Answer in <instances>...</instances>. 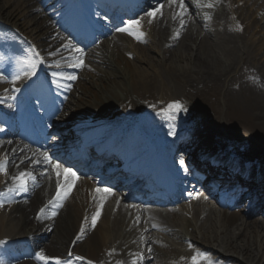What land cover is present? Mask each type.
I'll return each instance as SVG.
<instances>
[{"label": "bare ground", "instance_id": "1", "mask_svg": "<svg viewBox=\"0 0 264 264\" xmlns=\"http://www.w3.org/2000/svg\"><path fill=\"white\" fill-rule=\"evenodd\" d=\"M18 1L0 0V28L10 25L14 33L19 32L36 46L34 48L44 59L40 64L41 74L35 82L41 86L54 79L52 72L58 71L55 65L60 64L62 58H58L61 53L54 50L61 51L62 45L72 40L67 37L57 42L62 37H55L49 25L50 18L42 13L51 0H24L21 5ZM167 1L153 0L147 5L154 8L158 2L164 4L163 15L156 18L161 34L155 35L146 25L142 27L146 32L142 44L116 37L119 32H115L107 39L92 40L87 45H91L88 49L87 46L82 48L85 66L68 68L67 74L69 70L81 72H71L77 79L67 80L66 85L70 87L64 86L55 92L56 103L62 101L63 109L52 108L48 114L52 119L47 120L45 126L59 123L64 119L62 113H66L80 124L78 131L87 130L89 139L110 157L114 156L112 150L117 147L143 148L151 141L142 131L148 127L157 137L171 139L177 147L184 142L183 133L179 132L183 130L193 136L192 145L196 151H199V141L205 139L215 146L234 149L245 157L264 159V41L260 40L255 48L248 43L250 33L264 36V19L262 23H254L249 8L246 9L249 4L264 11V0H221L210 20L200 15L194 0H185L188 13L183 17V28L180 17L172 18L179 11L178 5H172V8L165 5ZM64 5L61 16L71 21V4L64 0ZM237 25L242 30H237ZM176 31L180 33L178 39L173 38ZM14 33H9L10 44L0 37V45L10 47L15 55L16 65L8 71L11 80L20 70V62L28 58V48L21 39L19 43ZM107 34L103 33L99 38ZM156 37V43L147 46ZM17 85L18 81L9 83L11 88ZM51 88L58 87L51 84ZM33 100L41 108L46 105L41 93L35 94ZM173 101H179L187 111L176 113V118L161 114V110ZM16 107L12 99L2 95L0 120L3 121ZM54 111L61 115L55 116L52 114ZM84 123L88 127H83ZM220 123L223 132H220ZM46 129L50 132L48 127ZM12 132L18 136L11 138L7 147L4 159L7 161V175L0 178V191L19 171H32L37 179L35 184L29 182L27 192L10 194L12 202H6L0 208V240L5 241L0 247L4 251L13 250L18 257L29 254L30 258L24 264H44L35 258L37 252L58 257L61 264H88L89 261L91 264H132L139 257L142 259H138V264H192V257L197 254L206 258L200 264H207V260L212 264H264V209L258 208L260 216L248 220L244 200L240 201L242 206L239 210H223L217 205L221 199L212 188L208 186L204 193L200 186L203 185L200 181L221 182L228 187L233 186L238 193L246 189L248 178L244 172L215 177L209 173L216 168L196 164L194 175L200 173L201 177L196 176L197 184L193 187L181 184L177 195L185 200L183 203L164 211L144 205L130 206L128 201H153L146 191L140 190L126 198L119 196L113 212L104 201L94 228L91 217L104 194L96 193L94 200L90 201L94 190L86 180L78 178L63 206L55 209L56 215L47 218L53 211L49 206L44 218L37 219L40 209L55 194L57 178L50 168L46 175L41 176L45 169H37V164L24 161L33 147L29 142L33 138L22 129ZM51 142L54 144L56 141L48 135L41 140V144ZM20 145L24 146L21 150ZM34 152L41 153V150L34 149ZM13 153H16V158ZM87 155L81 157L85 161H72L78 166L77 173H83L80 167L90 162ZM36 156L31 155V159L36 160ZM56 158L63 160L60 156ZM260 166L264 167L262 163ZM142 176L134 177V184ZM256 185V199L262 202L264 174ZM200 190L205 197L195 194ZM109 198L107 195L106 199ZM82 224H85V232L77 240ZM121 230H124L123 234ZM19 231L21 234L17 236ZM169 238L176 241L172 243ZM127 239L135 250L134 254L124 256L120 251ZM186 242L201 247L187 245ZM77 256L83 259L76 260ZM2 262L0 259V264Z\"/></svg>", "mask_w": 264, "mask_h": 264}, {"label": "snow or ice", "instance_id": "2", "mask_svg": "<svg viewBox=\"0 0 264 264\" xmlns=\"http://www.w3.org/2000/svg\"><path fill=\"white\" fill-rule=\"evenodd\" d=\"M169 6L172 5H178L179 11L173 15V19H176L177 17H180V26L181 28L184 27L185 21L183 17L187 15L188 8L185 5V0H168ZM203 7L212 8L214 6L213 3H207L202 5ZM164 7L163 3H157V5L154 8H150L145 12V15L149 18L148 22L152 23L153 20L157 18L158 15L162 16V9ZM141 20L140 19H131L126 22H124L123 27H119L116 29L117 32L121 33H127L129 36H132L134 39H136L139 42L143 41L144 33L141 31ZM237 30H242L239 25H237ZM179 31H176L174 33L173 38L178 39L179 38ZM62 47L70 50V53H75V56L71 57V62L67 64L68 67L73 68H83L84 65V59H83V49L76 47L73 45L70 41ZM59 51V50H57ZM30 54L28 58L21 63V68L18 70L12 77L11 83L15 84L16 81L24 79V80H30L32 77L36 76L37 74V66L44 63L43 57L40 56V53L35 50L33 47L29 50ZM49 55H54V53H49ZM35 57V58H33ZM4 57L0 56V60H3ZM55 67L59 68L60 64L57 63ZM53 83L57 84V87H60L61 85L58 83L59 79L63 80H76L77 77L73 74H65L61 72H52ZM6 79L3 75H0V80ZM65 87H70V85H65ZM7 91V89H5ZM13 91H20L19 88H14ZM11 108L12 105H9ZM187 111L184 106L179 101H173L169 104H167L166 108L161 110V114H166L170 117H174L175 113ZM3 128H0V131H3ZM172 132H169V135H171ZM42 160H32V164H46L51 169V172H53L56 176V190L55 194L52 196V198L48 201V204L45 205L44 208L40 209V212L37 215V219L44 218V215L46 214V209L51 206L53 211L50 215L47 216V218L51 219L53 216L56 215L55 209L60 208L63 206V201L68 198L70 195L76 180L78 179L77 173L73 171V169L69 167H65L62 163L53 160L47 152L40 153ZM23 163V161H21ZM181 166H183V162H181ZM19 167V166H17ZM48 173V169L46 168L43 172L40 173L41 176L46 175ZM0 174L7 175V161L6 160H0ZM36 176L32 171L24 170L19 171L16 175H12L10 177L11 183L8 184L3 191H0V207H4L5 203H11L12 200L10 199V194H19L21 192H27L28 191V185L29 182H33L35 184ZM97 193H103L104 197L100 199L99 206L97 207L95 213L91 217V226L94 228L96 226L97 220L101 214V209L103 207L104 199L107 195L111 194V189L109 188H97L95 189ZM7 198V199H6ZM87 217H85V221H87ZM153 227H156L153 225ZM85 232V224L81 225L80 234L77 235V240L81 238L83 233ZM75 242V241H74ZM5 243V241L0 240V244ZM149 252H151V248L148 249ZM69 256L72 255L71 252L68 253ZM35 258L37 260L43 261L44 264H48L49 261H52L53 264H61V261L58 257H49L46 256L43 252H37ZM76 260H82L83 257H75ZM138 259H142V257H139ZM138 259H134L132 261V264H138ZM206 258L203 254H197V256L192 257V264H200L201 261H204ZM70 264V262H68ZM88 264H91V261L88 262ZM119 264V262H118ZM207 264H212L211 260H207Z\"/></svg>", "mask_w": 264, "mask_h": 264}, {"label": "rangeland", "instance_id": "3", "mask_svg": "<svg viewBox=\"0 0 264 264\" xmlns=\"http://www.w3.org/2000/svg\"><path fill=\"white\" fill-rule=\"evenodd\" d=\"M199 1L200 0H196V2L198 3V5H199V7H201L200 6V4H199ZM249 8V15H251L252 16V18H253V20H254V23H256V21H258L259 23H262L263 22V19H264V11L262 10V9H259V8H254V7H251V5H249L248 4V7L246 8V9H248ZM147 10H149L148 8L147 9H145L143 12H141L140 14H138L137 16H136V18H134V19H139V17H141V27H143V26H145V25H149V27L153 30V32H154V34L155 35H157V34H160V31H159V26H158V22L156 21V22H154V23H149L148 22V20L149 19H146V20H143L144 18H145V12L147 11ZM144 16V17H143ZM251 21V20H250ZM252 22V21H251ZM124 26V25H123ZM122 26V27H123ZM123 35H128L127 33H123ZM157 38L158 37H156V38H154V40L155 41H153V43H150L148 46H150V45H154L155 43H156V41H157ZM263 39V41H264V36L263 35H252L251 33L249 34V36H248V43L250 44V46H253L254 48H255V46L260 42V40H262ZM178 48L179 47H177L174 51L175 52H177L178 51ZM182 49H180L179 51H181ZM257 51V50H256ZM258 52V51H257ZM152 56H154L155 57V54H151ZM259 55H260V53L258 54V56H257V59H259ZM3 81V83L2 84H0V88L1 89H4L5 88V86H6V84H8L9 83V81L8 80H6V79H4V80H2ZM176 114V113H175ZM188 116V115H187ZM187 116H186V118H187ZM177 117V116H176ZM176 117H174V118H176ZM220 132H223V130H222V124L220 123ZM181 203H183V200H179V199H176V200H172V201H170V202H166L162 207L164 208V210L165 209H168V208H174L175 206H178L179 204H181ZM241 207H239L238 205H234V206H232V207H224V208H222L223 210H230V211H236V210H239ZM182 211H180V213H181ZM245 215L247 216V217H249L248 218V220H253V219H255L256 217H259L260 216V214L257 212V211H253V212H249V211H247L246 213H245ZM179 230H182L181 228H179ZM20 235V231L19 232H17V236H19ZM170 239V241L172 242V243H174L173 241H176L174 238H169ZM16 242H17V240H16ZM124 243H125V248H123V251L125 250V251H127V254H134V249H133V247H131V245H130V241L127 239V240H124L123 241ZM187 243V245L189 244V245H193V246H195L196 244L195 243H191V242H186ZM197 246V245H196ZM197 247H201V245L200 246H197ZM1 248V247H0ZM2 252V251H1ZM0 252V253H1ZM4 258H6L5 256H4ZM28 259V258H27ZM15 262H17V261H15ZM15 262L14 263H5V264H15ZM18 263V262H17Z\"/></svg>", "mask_w": 264, "mask_h": 264}]
</instances>
